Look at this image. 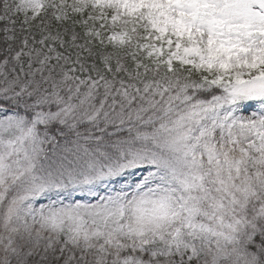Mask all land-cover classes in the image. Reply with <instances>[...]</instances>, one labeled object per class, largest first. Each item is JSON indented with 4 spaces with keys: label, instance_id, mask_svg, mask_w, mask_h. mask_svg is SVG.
<instances>
[{
    "label": "snow or ice",
    "instance_id": "6c2138e0",
    "mask_svg": "<svg viewBox=\"0 0 264 264\" xmlns=\"http://www.w3.org/2000/svg\"><path fill=\"white\" fill-rule=\"evenodd\" d=\"M0 264H264V0H0Z\"/></svg>",
    "mask_w": 264,
    "mask_h": 264
}]
</instances>
